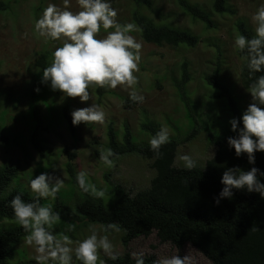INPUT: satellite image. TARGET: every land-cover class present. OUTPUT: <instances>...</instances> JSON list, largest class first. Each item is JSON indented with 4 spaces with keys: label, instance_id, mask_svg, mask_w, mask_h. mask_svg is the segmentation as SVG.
<instances>
[{
    "label": "rangeland",
    "instance_id": "obj_1",
    "mask_svg": "<svg viewBox=\"0 0 264 264\" xmlns=\"http://www.w3.org/2000/svg\"><path fill=\"white\" fill-rule=\"evenodd\" d=\"M5 1L8 2V8L0 11V126L8 141L6 143L0 141V165L9 161L18 163L21 168L20 175L13 179L8 190L20 188L21 185L29 191L27 181L45 171L61 177L64 185L57 195L62 197L65 192L71 190L74 192L72 198L60 199L68 206L65 211L67 217L72 216L73 206L81 196V190L77 184L72 183L66 169L69 160L67 149H76L77 157L73 160L75 173L85 171L86 182L95 185L97 189H103L104 199L109 196L111 182L120 183L135 192L148 186L154 175L149 160L134 153L113 157L114 166L111 168L98 159L100 151L108 149L106 131L109 124H113L118 136H121L127 123L137 140L148 141L150 136L141 130L140 122L146 117L155 120L161 127L169 130L170 138L177 137L183 140L175 157L176 166H182L177 159L180 154H189L196 160L198 166H202L215 153V146L208 140L206 130L200 131L194 138L186 139L190 125L173 83L174 78L178 76L180 62L187 60L190 64L193 79L188 88L197 105L199 119L211 131L225 130L226 121L230 117L224 101L210 98L209 94L213 90L203 79L217 61V48L223 53L222 79L230 86L242 111L250 102V95L243 87L239 76L241 60L232 42L237 35L235 22L238 17L246 19L253 29L250 18L264 0H229L237 14H214L217 27L213 29H207L200 21L193 22L173 0H160L164 11H172L174 23L190 26L199 35L200 42L192 48L158 46L145 42L133 25L134 30L129 34L141 43L139 70L135 75L138 77L136 90L144 96L143 103L124 107V98L128 97L127 90L119 87L115 90L108 89L99 97L94 88L90 92L92 102L98 104L105 112V122L103 125L80 124L76 126L74 134L70 133L68 124L61 115L62 107L67 105L72 111L86 106L91 101L80 103L78 98H63L59 91H51L47 84L40 83L43 67L36 65V60L43 50L49 51L50 63L51 52L54 47L59 46V42H45L35 34L33 25L48 3L62 7V0ZM191 1L198 2L207 9L211 7V0ZM111 5L117 10L116 19L121 25L131 23L124 0H111ZM70 7L74 11L77 10L75 0H70ZM36 88H39L36 93L38 98L33 99L32 91ZM33 109L34 115L31 112ZM35 118L39 123L37 136L46 152L44 157L39 155L30 140L36 126ZM55 198L47 199L46 206H52ZM74 221L79 226L76 232L71 235L64 234L73 240L82 239L89 233L90 228H95L98 234L108 235L119 254L143 251L145 255H154L157 260L166 256L187 255L191 264H212L192 245L187 243L182 248H177L171 243H163L156 232L147 237L139 236L124 245L123 231L120 228L119 232L103 233L100 230L105 227L104 225L77 219ZM2 224L0 222V228ZM34 255V250L24 243L23 238L17 246L13 262L33 259ZM98 255L105 264L106 256L103 253ZM73 264L78 262L74 261Z\"/></svg>",
    "mask_w": 264,
    "mask_h": 264
},
{
    "label": "trees",
    "instance_id": "obj_2",
    "mask_svg": "<svg viewBox=\"0 0 264 264\" xmlns=\"http://www.w3.org/2000/svg\"><path fill=\"white\" fill-rule=\"evenodd\" d=\"M128 8L129 18L135 26L140 37L147 43L158 46L168 45L172 47H195L200 42L199 35L190 26H182L174 23L171 12L164 11L160 0H124ZM174 4L193 22H202L207 29L217 27L213 18L214 14L236 15L237 10L229 0H211V7L191 0H173ZM8 8V2L0 0V11ZM237 35L251 37L253 29L249 22L238 17L235 22ZM48 50L40 52L36 65L46 67L49 63ZM241 60L240 80L246 89L251 83L246 61L242 54L236 50ZM223 53L217 48L216 63L211 71L203 77L205 83L212 88L210 98L225 102L226 109L231 117H239L242 109L238 99L234 96L230 86L222 79L221 57ZM255 75H260L257 73ZM253 76L252 79H254ZM193 79L190 64L187 60L180 62L178 76L174 78V86L178 97L183 103L190 130L186 134L189 140L202 131H207L208 140L215 146V153L206 160L202 166H196L191 171H186L182 166L174 164L179 145L183 140L171 137L170 142L161 148L162 155L154 158L149 150L146 140H137L126 123L122 135L118 136L113 124H109L107 134V148L112 149L114 157L137 154L150 162L154 169V175L148 186L136 190H128L120 183L111 182L108 198H93L80 191L79 198L75 202L72 216L67 217V209L64 200L74 196L73 190L64 195L56 194L53 211L59 213V219L53 225L54 234L59 237L64 234H73L79 227L74 220L97 223L106 226L109 223L117 225L122 231V241L127 245L131 240L156 232L163 243H171L177 248L185 244L192 245L204 255L212 264H264V199L256 192L233 189L231 199H221L219 204H214L213 198L222 188L220 177L228 167H239L247 171L250 167H257L264 171V152L255 153V164L249 165L246 157L234 155V150L227 146L226 140L235 133L230 131L228 120L225 130L222 132L211 131L203 121L199 119V112L188 84ZM99 97H102L108 89H96ZM37 91L33 89L32 98L35 99ZM138 103L132 102L128 97L124 98V107ZM35 114V109L31 110ZM70 108L64 105L61 115L67 122L70 133L74 134L76 126L71 124ZM36 119V118H35ZM38 119L33 129L30 140L41 157L46 156L44 145L41 144L37 129ZM160 124L148 117L142 119L140 128L151 137ZM0 141L6 143L7 135L0 126ZM69 160L66 169L75 182V166L73 160L77 157L76 149H67ZM20 165L13 162H4L0 165V264H35L34 259L13 262L18 244L27 235L14 221L13 213L8 202L13 196L20 194L25 201L32 199V194L25 188L14 187L10 190L12 181L20 175ZM264 183V178H261ZM62 199V200H60ZM65 200V201H66ZM106 201L109 205L105 204ZM40 203L46 206L47 199ZM9 222V224H5ZM154 255H145L144 264H155ZM105 264H134L130 253L120 254V258L111 261L105 258Z\"/></svg>",
    "mask_w": 264,
    "mask_h": 264
},
{
    "label": "clouds",
    "instance_id": "obj_3",
    "mask_svg": "<svg viewBox=\"0 0 264 264\" xmlns=\"http://www.w3.org/2000/svg\"><path fill=\"white\" fill-rule=\"evenodd\" d=\"M77 10H72L70 0H62V7L48 3L33 25L36 35L45 42H59L53 48L51 61L40 75V83L47 84L51 91H59L61 96L78 98V102L91 101L84 107L70 112L71 124L85 126L103 125L105 112L92 102V89H112L118 87L128 91L129 99L143 103L144 96L136 90L138 65L141 57V43L129 33L134 30L131 23L121 25L116 17L117 10L111 0H75ZM253 35H235L232 46L242 54L246 61L251 83L246 88L250 102L242 111L239 120H228L234 136L226 140L227 146L234 150V155L246 157L249 165L255 164V153L264 152V3H261L251 16ZM260 73V75H255ZM253 76H255L254 79ZM35 91H39L36 88ZM170 142V133L166 127H160L147 141L154 158L162 155L161 148ZM112 149L102 150L98 159L108 168L114 166ZM177 159L186 171L197 166L196 160L189 154H180ZM55 170V168H53ZM264 171L253 166L247 171L239 167L226 168L221 177L222 188L213 198L214 204L221 199H231L233 189L256 192L264 199ZM75 182L79 189L93 198H103V189L86 182V172L78 171ZM32 194L30 201H25L20 194L8 202L14 221L27 235L24 243L34 250L35 264H104L99 259L103 253L111 261L120 258L119 252L108 235L98 234L95 228L82 239L73 240L68 235L57 237L53 225L59 219V213L50 205L44 206L41 200L55 198L62 189L64 180L50 172H41L27 181ZM103 233L119 232L113 223L100 230ZM145 253L134 251L130 258L134 264H144ZM155 264H191L185 255L166 256Z\"/></svg>",
    "mask_w": 264,
    "mask_h": 264
}]
</instances>
